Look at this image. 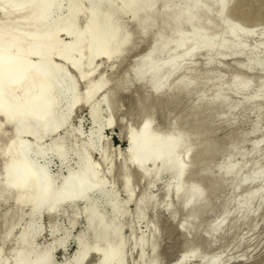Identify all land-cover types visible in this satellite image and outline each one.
Here are the masks:
<instances>
[{
  "label": "bare ground",
  "instance_id": "bare-ground-1",
  "mask_svg": "<svg viewBox=\"0 0 264 264\" xmlns=\"http://www.w3.org/2000/svg\"><path fill=\"white\" fill-rule=\"evenodd\" d=\"M115 1L117 7L106 0H0V15L3 16V21L0 22V119H2L0 122L10 126L12 130V138L4 149L0 148L3 149L0 152L1 159H5L0 180V201L12 199L18 208L22 204L31 206V220L17 237L19 248L15 251L10 264H83L91 255L97 257L98 263L101 264H125V245H123L125 240L121 236L123 225L108 223L109 219L126 217L125 206L132 200L131 190L127 182H124L126 198L123 204L120 205L116 199L106 201L105 198L112 195V189L105 190L103 177L101 178L98 174V164L90 159V153L97 150L99 161L106 162V154L99 147L102 140V128L111 127V121L107 120L105 124H102L100 105L107 103L108 98L103 95L100 105L91 103L93 97L106 86V79L99 78L92 85L88 82L83 95L79 96L77 93V81H87L92 78L97 60L108 61L115 57L119 59L118 56L124 53V49L127 46L130 48L131 34L127 33L126 24H123L124 16L135 21L139 20L136 23L141 26L148 25V27L155 28L153 32H150L153 36L152 46L144 58L138 59L134 74L137 80L151 77V82H154L155 87L157 86L156 91H160L161 95L171 91L170 78L180 67L177 63L179 57L191 56L190 59H192L193 55L195 56L200 51H203V55L204 52L214 54V57L215 55H230L229 53L234 52L243 53L242 51L245 50L242 47L243 40L251 36L254 27L264 24V15L260 11L245 10L244 5L248 3L246 0H236L231 4L232 0H227L226 6L222 0ZM158 2L162 5L159 14L158 10L154 9L155 3L158 5ZM229 11L236 18V23L228 20ZM54 13L58 14L53 16ZM81 16H86V19H84V26L79 30L77 20ZM167 27L171 31L168 37L161 34L162 28L167 30ZM144 28L147 27L142 29ZM61 35H68L69 41L62 43L60 39L59 42ZM260 39L263 38L260 37ZM255 47L248 49L246 61L248 64L259 65L261 64L260 58L252 54ZM57 62L60 64H56ZM181 67L179 70H182ZM67 70L75 73L76 81L69 78ZM163 72L166 74L164 78L161 77L164 76ZM160 77L163 80L168 78L166 83L162 81L163 90L160 88ZM231 81L237 82L242 91L249 85L247 80L238 79V75L233 76ZM180 83L185 89H188L186 87L190 84L187 79H182ZM224 89L225 87H220L216 90L212 98L208 99V105L205 103V107L213 108L215 103L217 105L224 103L225 94L228 92ZM260 91L264 92V90ZM262 100H260L261 103ZM80 106H88L91 128L94 131L89 142L79 143L71 136L52 139L53 134L64 129L72 111ZM199 122L192 123L191 121L193 132L192 130L190 132L194 135V137L191 136L194 141L200 135L203 136L201 122ZM150 125V121L144 120L137 133L132 130L125 132L126 147L124 157L121 156L124 162L131 164L141 174L142 179L152 177L153 181H158L167 175L169 182L164 187L166 196L171 193L176 195L187 193L186 203L198 204L206 201L212 191H208L209 194H207V190L201 187H191L189 183L174 186L183 179L191 164L186 160L190 152L188 148L182 157L180 154V150L185 148L184 124L180 128L172 129L168 135L163 137H154V134H151L153 132ZM78 132L77 130L75 133L78 134ZM24 136H30L33 142L29 143L19 139ZM46 138H51L47 148L38 146L39 142ZM207 144L210 146V141ZM4 145L3 143L0 147ZM206 145L205 148L202 146L203 149H200L202 155H197V160L200 156L204 160V154L210 151L211 148ZM256 147L257 143L254 145V148ZM47 152L58 157L62 162L73 156L74 169L69 170L67 175L60 178L50 175L45 167L40 166L31 158L32 155L42 157ZM229 152L227 153L230 154ZM84 163L89 167L83 165L80 168V165ZM156 163H159L160 167L155 170L153 176L149 173L151 172L149 169ZM221 165L215 167L218 168L216 172L219 181L212 187L213 190H217L238 172L236 163ZM77 167L80 169L79 173H76ZM263 175L264 168L254 169L238 179L234 188L242 187L245 182H250ZM258 192L259 190L248 192L245 199L255 198ZM93 198L96 201L92 202ZM80 200H84L83 230L74 239V251L71 256L56 263L53 253L56 249L65 248L70 232L67 230L61 238L55 240L54 235L58 226H53L50 235L54 236V241L52 240L50 244L39 249L34 246V240L41 231L38 221L43 213L52 216L58 213L63 206H67L72 213L68 218L71 224L69 226L72 228L78 214L75 204ZM150 201L146 196L136 200L134 211L136 217L142 215V209L149 205ZM165 210H169L168 206ZM171 217H174L173 214ZM18 224L19 222L15 226ZM15 226L11 221L5 225L0 244L6 242ZM220 226L221 223L216 224L213 230H209L210 234L213 236ZM177 229L182 234L190 230L183 223L178 224ZM2 250L0 248V252ZM194 254V249L189 250L182 256L180 264ZM2 263H4L3 260ZM148 263L151 264V262ZM206 264H218V260L210 259Z\"/></svg>",
  "mask_w": 264,
  "mask_h": 264
},
{
  "label": "rangeland",
  "instance_id": "rangeland-1",
  "mask_svg": "<svg viewBox=\"0 0 264 264\" xmlns=\"http://www.w3.org/2000/svg\"><path fill=\"white\" fill-rule=\"evenodd\" d=\"M233 1L236 2V0H232L230 4ZM106 2L113 3L112 5L115 4L117 7L115 0H106ZM246 2L250 4L245 3V10L260 11L264 15V0H246ZM156 3L154 9H157L159 14L162 5L161 2H158L159 6ZM252 10L250 11L252 12ZM57 14L54 13L53 16ZM79 18L77 25L80 30L84 26L86 16ZM227 18L230 22L236 23V18L230 11ZM2 21L3 16L0 15V22ZM122 21L123 24H126L124 26L127 33L131 34L130 48L127 46L124 53L122 52L118 56L119 59H115V57L108 61L97 60L94 75H91L92 78L87 81H77V93L79 96L83 95L88 82L92 85L99 78L106 79V86L91 101L93 105H100L103 95L108 98L106 101L108 104L100 105L102 124H105L107 120L111 121V127L102 128V140L99 147L106 154V162L101 163L99 161L97 150L90 153V159L98 164V174L101 178L103 177L105 190L107 188L112 189V195L107 196L106 201L116 199L120 205L123 204L126 198L123 188L124 182H127L131 190L132 200L125 206L126 217L109 219L108 223L123 225L121 236L125 240L123 241L125 242L123 244L125 245V248L123 246L125 264H141L142 262L144 264L148 262L151 264H180L182 256L191 249L195 250V254L185 260L183 264H206L210 259H217L218 264H264V175L250 182H245L242 187L234 188L238 179L246 173L252 172L254 169L261 170L264 168V92L260 91L264 90V48H262L264 45V24L256 26L258 28L254 27L251 36L249 35L250 37L243 40L242 47L245 48L243 53L234 52L229 53L231 56L219 55L220 57L215 55V59L214 54L210 55L204 52L203 55V51H200L201 53H196L192 59H190L191 56L179 57L181 59L178 58L179 62L177 61V63L180 67L183 66L181 67L182 70H179V67L170 78L172 87L169 92L171 94L167 92L165 95H161L159 90V92L156 91L157 86L155 87L154 82H151V77L137 80L134 74L138 59L144 58L152 46L153 36L150 32H153L155 28L148 27V25L141 26L136 23L139 20L135 21L127 16H124ZM143 27L147 28L142 29ZM167 28V30L159 29V32L162 31L161 34L166 35V37L171 32L169 27ZM60 39L62 43H66L70 37L61 35L59 42ZM133 39L135 40L132 41ZM253 47L257 52L254 49L252 54L260 58L261 64L259 65L248 64L246 61L248 49ZM234 54L236 55L234 56ZM57 61L59 60L57 59ZM211 62L213 63L211 64ZM67 73L71 80L76 81V75L72 70H67ZM165 75L164 73V76L161 77L164 78ZM237 75L238 79H245L249 82L248 87L243 91L239 89L237 82L231 81L233 76ZM167 79L161 78V84L159 83L161 89L164 85L163 82L166 83ZM182 79L189 80L190 84L186 87L188 89L183 88L182 83H180ZM220 87H225L224 90H228L225 94V102L218 105L215 103L213 108L205 107L212 98V94ZM258 95L260 96L258 97ZM203 109H206L205 112ZM144 120L151 122L150 126H152L153 132L151 134H154V137L168 135L172 129L180 128L184 124L185 139L183 142L185 148L180 150V154L182 157L188 148L190 152L186 160L191 164L188 172H186L187 176L184 175L183 179L175 183L174 186L189 183L191 187H201L207 190V194H209L208 191H212L206 201L198 204L186 203L187 193L180 195L171 193V195L166 196L164 187L169 182L167 175L158 181H153L152 177L142 179L141 174L131 164L124 162L122 157H124L123 153L126 147L125 132L132 130L137 133ZM191 121L192 123L201 122L203 136L200 135L195 141L192 139L194 135L190 132L193 126ZM0 126V145L5 144L4 147L1 146L0 148L4 149L12 138V130L10 126L2 122H0ZM77 130L79 131L78 134L75 133ZM93 133L88 106H80L72 111L64 129L53 134L52 139L71 136L73 140L76 139L77 142L84 144L89 142ZM19 139L29 143L33 142L30 136ZM50 141L51 138H46L40 141L38 146L47 148ZM209 141L211 147L207 144ZM205 143L211 149L204 154V160L202 156L197 160V155H202L200 149ZM256 143L257 147L254 148ZM207 145L206 147H208ZM232 148L235 149V151L232 150L234 153L229 152ZM3 149H0V152ZM1 157L0 155V180L5 162V159H1ZM31 158L37 161L40 166L45 167L50 175H56L58 178L67 175L69 170L74 169L75 160L73 156L64 162L49 152L42 157L32 155ZM227 163H236L238 172L217 190H213L212 187L219 181L216 172L218 168L215 167L221 164L224 166ZM159 167L160 164L156 163L149 169L151 171L149 173L154 176L155 170ZM257 190L259 192L255 198L245 199L248 192ZM145 196L151 200L150 204L142 209L143 213L140 217H136L134 212L136 200L138 201L140 197ZM6 201H0V237L4 235L5 225H8L10 221L14 223V226L18 222L19 224L16 225L17 227L15 226L16 228L13 227L14 230L12 229L7 238L8 241L6 240L5 244H0L1 250L3 249L0 252V264L11 263L15 251L19 248L17 237L31 220L30 204H22L18 208L12 199ZM91 201L96 200L93 198ZM83 206L84 200L76 202L75 207L78 214L72 228L69 226L71 224L68 219L72 213L67 206H63L58 213L52 216L43 213L38 221L41 231L34 240V246L41 249L44 245L50 244L52 240L54 241V236L55 240L59 239L69 230V241L63 250L56 249L54 251L53 259L56 263H60L65 258H69L74 251V239L80 235L79 233L84 227ZM167 206L169 210H165ZM61 211L63 214L60 213ZM171 214H173V218ZM180 223L187 225L190 230L182 234L177 229ZM218 223H221L220 229L212 236L209 230H213V227ZM53 226H58V230L51 237L50 230ZM83 264L101 263H98L97 257L91 255Z\"/></svg>",
  "mask_w": 264,
  "mask_h": 264
},
{
  "label": "water",
  "instance_id": "water-1",
  "mask_svg": "<svg viewBox=\"0 0 264 264\" xmlns=\"http://www.w3.org/2000/svg\"><path fill=\"white\" fill-rule=\"evenodd\" d=\"M87 163V162H86ZM86 163H84V164H82V165H80V168L83 166V165H85V166H87V167H89ZM79 171H80V169L77 167V171H76V173H79Z\"/></svg>",
  "mask_w": 264,
  "mask_h": 264
},
{
  "label": "snow or ice",
  "instance_id": "snow-or-ice-1",
  "mask_svg": "<svg viewBox=\"0 0 264 264\" xmlns=\"http://www.w3.org/2000/svg\"><path fill=\"white\" fill-rule=\"evenodd\" d=\"M222 2L225 4V6H226V4H227V0H222Z\"/></svg>",
  "mask_w": 264,
  "mask_h": 264
}]
</instances>
